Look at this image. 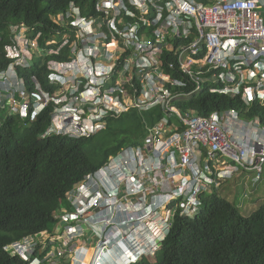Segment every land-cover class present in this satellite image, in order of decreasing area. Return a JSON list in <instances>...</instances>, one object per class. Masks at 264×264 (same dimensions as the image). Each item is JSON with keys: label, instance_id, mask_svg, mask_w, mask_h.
<instances>
[{"label": "built area", "instance_id": "1", "mask_svg": "<svg viewBox=\"0 0 264 264\" xmlns=\"http://www.w3.org/2000/svg\"><path fill=\"white\" fill-rule=\"evenodd\" d=\"M94 9L95 16L84 18L70 3L56 18L63 32L55 52L67 47L71 59L47 63L52 95L36 84L39 95L27 98L12 63L0 73L11 111L24 117L28 107L52 102L47 132L76 138L95 135L107 119L132 109L159 106L163 115L145 126L139 145L110 156L67 193L54 231L5 248L21 259L51 245L49 257L63 260L80 239L96 240L97 261L114 243L154 234L160 204L166 212L159 221L168 223L176 213L194 215L203 192L239 172L252 174L254 186L264 174V126L257 117L243 119L235 110L204 117L175 106L202 91L264 106V0H98ZM29 47L30 41L14 39L6 56L27 66Z\"/></svg>", "mask_w": 264, "mask_h": 264}, {"label": "trees", "instance_id": "2", "mask_svg": "<svg viewBox=\"0 0 264 264\" xmlns=\"http://www.w3.org/2000/svg\"><path fill=\"white\" fill-rule=\"evenodd\" d=\"M97 1L0 0V73L12 63L27 98L39 95L36 84L52 95L55 86L48 80L47 63L71 59L69 49L56 53L58 45H46L59 29L54 17L71 2L83 16L93 17ZM19 34L34 46L29 47L27 66L15 64L5 53ZM15 97L22 100L18 93ZM175 106L180 113L204 117L235 110L243 119L257 117L264 126V106L257 101L245 106L239 98L202 91L176 101ZM10 108L8 98L0 102V264H27L10 257L4 246L51 230L73 186L121 149L139 145L145 126L154 125L163 112L159 106L142 113L132 109L107 119L105 129L95 135L73 138L47 132L55 108L52 102L33 117L30 107L25 117ZM170 122L177 124L175 117ZM200 200L194 215H174L153 259L144 258L138 264H264V203L244 217L236 203L220 197L218 189L203 192Z\"/></svg>", "mask_w": 264, "mask_h": 264}, {"label": "clouds", "instance_id": "3", "mask_svg": "<svg viewBox=\"0 0 264 264\" xmlns=\"http://www.w3.org/2000/svg\"><path fill=\"white\" fill-rule=\"evenodd\" d=\"M71 3H73V2H71ZM69 4H68V7H69ZM68 7L66 8V10L68 9ZM61 14H58L57 16L54 17L53 21L56 22L57 25H59V22H58V20L56 18L59 15H61ZM80 15H81V17L87 18L86 16H83L81 14V10H80ZM58 31H59V34H57ZM62 32H63V28H61V26L59 25V29H57L53 39L50 40L51 42L55 41V40L58 41V42H57V44L54 43L52 45H58V47H59V44L62 42ZM17 38H19V36H17L14 39H17ZM21 39H23L24 41L26 40L23 37ZM50 41H48V42H50ZM52 45H48V46H52ZM58 47H57V49H58ZM65 48L68 50L67 47H65ZM5 53H6V51H5ZM7 58H9V57H7ZM9 59H11V58H9ZM11 60L14 61V59H11ZM55 89H56V87H55ZM45 107L41 108L39 106H33V107L30 106V108L32 109V111H31L32 116L31 117H33L34 115L38 114ZM118 117H116V118H118ZM52 133H54V132H52ZM73 138H76V137H73ZM237 175L238 174H236L234 177H236ZM234 177H232L231 179L226 180V181H231V180H233ZM226 181H224L222 184H225ZM80 182L75 184L73 187L78 185ZM221 185L219 186V188L221 187ZM164 204L165 203H162V204H160L158 206V208H155L156 213H157L155 215L156 217L162 215L163 218H164V215H165V212H166V208L162 207ZM161 208H163L164 214H161ZM59 211H60V209L58 210V212ZM163 218H161V220ZM172 219L168 223H163L162 221H160V227H158L159 229L157 228V230H156V232L162 231V233H160L159 235L155 236L154 234L156 232H154V234L148 232V234H146V236L142 235L141 238H139L138 236L131 235L130 237L126 238L125 240L119 241V243H114L112 245L113 248L111 247L107 252L101 253L100 257H99V260H97V261L95 260L94 253H93V255H91V260H90L89 264H138L144 258H148L150 256L153 257L155 255V253L160 249L162 241L164 240V238L168 234L169 227H170ZM57 223H58V220H56V222L52 226L51 230H45V231H47L49 233L52 232V230L57 225ZM162 227L164 228V230H162ZM42 232H44V231H42ZM40 233H38L36 235H39ZM33 236H35V235H33ZM33 236H27V237H33ZM27 237H24V238H22V239H20L18 241H15V242H12V243H10L8 245H5L4 248H3L4 252H6L10 257H17L20 261L25 262L27 264H49L48 261L49 260H53L51 257H49V254L52 252V246L51 245H48L42 252H40V245H38L35 248V250L33 251V253L29 254L26 259H21L18 255H11L10 251H6L5 250V248H7L8 246L12 245L13 243L21 242L23 239H25ZM77 241H80V244H77ZM94 241H96V240H94ZM141 241H142V243H141ZM72 248L73 249H77V251L70 255L71 257L68 258V261H65V259L56 260V261L53 260L54 263H56V264H69L70 262H72V264H81L82 260L84 259L85 255H86V253L88 251H91V249H94V252H95V244H91V243L90 244H83L82 240H80V239H77V240L74 241V243L72 244ZM47 249H49V250L47 251ZM43 252H46V254L43 255ZM91 253H92V251H91Z\"/></svg>", "mask_w": 264, "mask_h": 264}, {"label": "rangeland", "instance_id": "4", "mask_svg": "<svg viewBox=\"0 0 264 264\" xmlns=\"http://www.w3.org/2000/svg\"><path fill=\"white\" fill-rule=\"evenodd\" d=\"M22 38V34H19V38ZM58 41H50L47 42L46 45H52L54 43L57 44ZM24 50V49H23ZM9 57H11V54L8 52ZM9 76H11L12 78L14 77V73H12L11 71H9L8 73ZM21 83L18 81L15 86L17 90H21ZM1 85V84H0ZM68 86H65L63 90H57L55 96H59L60 94H62L66 88ZM72 90H74V88H71V90H68L66 92L72 93ZM0 102L3 101V99H7L9 97V95L3 93L2 91H4L3 88H0ZM73 100V99H71ZM11 102L9 101V104ZM64 110V109H62ZM61 114L63 112H60ZM58 118L61 117L60 114H58ZM64 115V114H63ZM57 118V119H58ZM61 125V124H60ZM238 175H242L241 177H239L238 179H233L231 181H226L225 184H222L221 187L218 189V194L220 195V197L226 199L228 202H233L236 203L239 207H240V211L241 214L244 217H249L250 214L252 212H254L255 210H257L263 203H264V174L262 177V181L259 182L257 184V187L254 189V184H253V178L254 176L252 174H243V172H239ZM163 214V213H162ZM161 218H163V216H157L156 218L153 219V221L155 222V225H153L152 223V232L154 231V228H158L160 227V221ZM56 226L54 227L53 231L55 230ZM159 229V228H158ZM162 230H164V228L162 227ZM156 232V231H155ZM160 233H162V231L160 232H156L154 235H159ZM139 238L142 237V233H139ZM44 239L47 238L46 235H44L43 237ZM142 243V241H141ZM77 244H80V241H77ZM91 244H95V241H92ZM91 247V246H90ZM92 251V253H91ZM91 251H88L84 257V259L82 260L81 264H89L90 260H91V255H93L94 253V249H91ZM71 256L68 255L65 258V261H68V258H70ZM148 259H153V257H148ZM79 260V259H78ZM69 264H72V262H70Z\"/></svg>", "mask_w": 264, "mask_h": 264}, {"label": "crops", "instance_id": "5", "mask_svg": "<svg viewBox=\"0 0 264 264\" xmlns=\"http://www.w3.org/2000/svg\"><path fill=\"white\" fill-rule=\"evenodd\" d=\"M242 175H237L236 177H234L233 179H238L239 177H241Z\"/></svg>", "mask_w": 264, "mask_h": 264}, {"label": "bare ground", "instance_id": "6", "mask_svg": "<svg viewBox=\"0 0 264 264\" xmlns=\"http://www.w3.org/2000/svg\"><path fill=\"white\" fill-rule=\"evenodd\" d=\"M162 213L164 214L163 208H161V214H162Z\"/></svg>", "mask_w": 264, "mask_h": 264}]
</instances>
